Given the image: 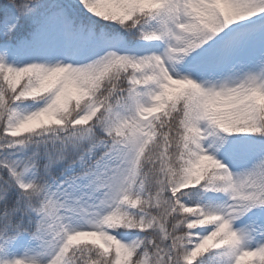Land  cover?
<instances>
[{
    "label": "snow or ice",
    "instance_id": "snow-or-ice-1",
    "mask_svg": "<svg viewBox=\"0 0 264 264\" xmlns=\"http://www.w3.org/2000/svg\"><path fill=\"white\" fill-rule=\"evenodd\" d=\"M0 264H264V0H0Z\"/></svg>",
    "mask_w": 264,
    "mask_h": 264
}]
</instances>
